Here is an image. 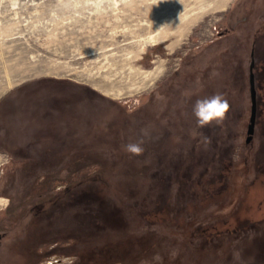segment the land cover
<instances>
[{"label": "rangeland", "instance_id": "rangeland-1", "mask_svg": "<svg viewBox=\"0 0 264 264\" xmlns=\"http://www.w3.org/2000/svg\"><path fill=\"white\" fill-rule=\"evenodd\" d=\"M223 1L0 0V100L56 82L52 109L31 96L0 115V264H264V83L246 144L252 37L227 29L252 3ZM138 22L169 36L139 53L119 35ZM216 94L225 119L201 127L195 102Z\"/></svg>", "mask_w": 264, "mask_h": 264}, {"label": "crops", "instance_id": "crops-1", "mask_svg": "<svg viewBox=\"0 0 264 264\" xmlns=\"http://www.w3.org/2000/svg\"><path fill=\"white\" fill-rule=\"evenodd\" d=\"M249 2L252 3L250 6L251 9L248 11L249 14L230 21L228 23L227 29L234 35L238 34L252 37L249 48L250 61L251 54H253L254 67H257L258 58H261L262 63L264 61V0H249ZM50 82L56 83L54 81L40 79L19 85L0 100V115H2V109L6 106V104H11L13 101L25 100L31 96H36L41 100V102L43 101L45 103L47 108L52 109L54 106L53 97L55 92L52 87L47 86V84ZM71 86L75 88V94H77V92L80 90V87L76 85ZM82 89L85 91L84 88ZM75 96L78 97V95ZM39 105L41 106L40 103H37V105L34 106V109L32 106L31 109L35 110L34 112H36V110L39 109L37 108ZM34 115L38 116L37 112L36 114L34 113ZM6 119H9V117L6 116Z\"/></svg>", "mask_w": 264, "mask_h": 264}, {"label": "bare ground", "instance_id": "bare-ground-1", "mask_svg": "<svg viewBox=\"0 0 264 264\" xmlns=\"http://www.w3.org/2000/svg\"><path fill=\"white\" fill-rule=\"evenodd\" d=\"M229 1L230 0H224L220 4L219 7L224 10V8L227 6V4L229 3ZM192 21H194V20H192ZM187 23H189V22H187ZM161 28H163V27H161L160 25H155L153 22H151V23L138 22V23L134 24L133 27L130 26V27H127V28H123L120 31V34L119 35L123 37V41H126L128 36L130 38H138V41L141 42V47L139 48V53H142L143 50H144V47L150 46V45L153 46V45L159 44V43H161V42H163V41H165L167 39V37L169 36V32H165ZM114 42H115V45L118 44L117 41H114ZM109 45H113V44H109ZM170 47H173V46L170 45ZM84 56H86V55L83 54L82 57H84ZM164 70H165V63H164L163 60L154 61L153 62V67L150 70H146V71H143L142 72L143 73V76H142V79H141L142 84L140 86L136 87V89L137 90L138 89H142L144 87H148L149 85L153 84L154 81L164 72ZM96 78L97 77H92L91 78L92 85L96 89H98L99 91H102L104 93L111 94L112 96H119L118 93H111V91H113V90L110 89L111 86L109 87V84H108L109 83V80H107L109 78H107V77H98V80ZM122 90H123V88L121 90H119V91H122ZM124 94H126V93H124ZM127 95L130 96L131 93H128ZM4 203H5V200L2 199V198H0V205H2Z\"/></svg>", "mask_w": 264, "mask_h": 264}, {"label": "clouds", "instance_id": "clouds-1", "mask_svg": "<svg viewBox=\"0 0 264 264\" xmlns=\"http://www.w3.org/2000/svg\"><path fill=\"white\" fill-rule=\"evenodd\" d=\"M228 110L229 103L221 94L198 99L193 107V113L201 127L210 125L213 121L217 123L223 121ZM204 142L205 144L210 143L209 138L205 137ZM142 143L143 142L128 143L125 146V150L134 156H140L145 151ZM161 259L162 258L158 254L153 257L155 261H160ZM76 260L77 258L72 256H52L48 259L47 264H75ZM141 264H150V262L142 261Z\"/></svg>", "mask_w": 264, "mask_h": 264}, {"label": "water", "instance_id": "water-1", "mask_svg": "<svg viewBox=\"0 0 264 264\" xmlns=\"http://www.w3.org/2000/svg\"><path fill=\"white\" fill-rule=\"evenodd\" d=\"M248 85H249V99H250V114L246 126V139H245L246 144H249L253 139L255 133L256 119H257V90L255 83L253 54H251V61L248 68Z\"/></svg>", "mask_w": 264, "mask_h": 264}, {"label": "flooded vegetation", "instance_id": "flooded-vegetation-1", "mask_svg": "<svg viewBox=\"0 0 264 264\" xmlns=\"http://www.w3.org/2000/svg\"><path fill=\"white\" fill-rule=\"evenodd\" d=\"M254 73H255V83H257V79H261V82L264 83V61L262 65L260 66L259 71L257 70L256 66L254 67Z\"/></svg>", "mask_w": 264, "mask_h": 264}, {"label": "built area", "instance_id": "built-area-1", "mask_svg": "<svg viewBox=\"0 0 264 264\" xmlns=\"http://www.w3.org/2000/svg\"><path fill=\"white\" fill-rule=\"evenodd\" d=\"M46 264H47V262H46Z\"/></svg>", "mask_w": 264, "mask_h": 264}]
</instances>
